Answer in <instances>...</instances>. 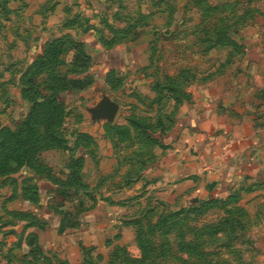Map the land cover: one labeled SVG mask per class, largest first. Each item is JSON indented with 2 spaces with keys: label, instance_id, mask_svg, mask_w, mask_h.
Listing matches in <instances>:
<instances>
[{
  "label": "rangeland",
  "instance_id": "374dc122",
  "mask_svg": "<svg viewBox=\"0 0 264 264\" xmlns=\"http://www.w3.org/2000/svg\"><path fill=\"white\" fill-rule=\"evenodd\" d=\"M203 88L264 130V0H0V143L16 153L41 105L38 168L0 173V260L264 264V183L216 195L181 172L175 126Z\"/></svg>",
  "mask_w": 264,
  "mask_h": 264
},
{
  "label": "crops",
  "instance_id": "0c3cea01",
  "mask_svg": "<svg viewBox=\"0 0 264 264\" xmlns=\"http://www.w3.org/2000/svg\"><path fill=\"white\" fill-rule=\"evenodd\" d=\"M216 92L220 95L221 89ZM216 92L210 88L194 90L186 101L175 126L182 142L177 157L183 177L200 174L207 183L203 192L224 195L241 185L256 187L264 183V130L244 113L242 102L235 108L213 102L214 98L221 99ZM201 149L210 152L207 154L211 158L199 160ZM189 157L193 161L189 162ZM169 169L167 166L164 172L171 178ZM0 264L7 263L0 260Z\"/></svg>",
  "mask_w": 264,
  "mask_h": 264
},
{
  "label": "trees",
  "instance_id": "16d2710c",
  "mask_svg": "<svg viewBox=\"0 0 264 264\" xmlns=\"http://www.w3.org/2000/svg\"><path fill=\"white\" fill-rule=\"evenodd\" d=\"M47 99L45 100V103H42V106L44 107L45 111L43 112L46 114V123L50 122L51 124V117L53 116V113L59 109L60 102L56 101L58 92H55L54 89L49 90V88H45L44 91H47ZM52 91V92H50ZM36 106H41L39 103L36 104ZM36 106L33 110L30 111L28 115V119L25 122V124L22 125V127L19 130V133L17 134L18 137L21 138L20 146L16 147V149L19 150V153L14 150L16 153L11 152V149L8 146L9 138V132L8 134H4L6 137L1 141L0 143V173L8 172L13 169V164H18L17 167L24 164L27 165L33 169L38 168V160L35 158L36 154L39 152V149H37L38 142L40 140L41 135L37 133H31L29 132L32 128L31 120H35L36 115ZM5 133V132H4ZM49 137H54L53 134H45ZM54 139V138H53ZM55 140V139H54ZM34 156L35 162L32 160V157Z\"/></svg>",
  "mask_w": 264,
  "mask_h": 264
},
{
  "label": "water",
  "instance_id": "95a60500",
  "mask_svg": "<svg viewBox=\"0 0 264 264\" xmlns=\"http://www.w3.org/2000/svg\"><path fill=\"white\" fill-rule=\"evenodd\" d=\"M118 105L111 101L109 98H105L100 108L95 111V116H107L109 119H113L118 112Z\"/></svg>",
  "mask_w": 264,
  "mask_h": 264
}]
</instances>
